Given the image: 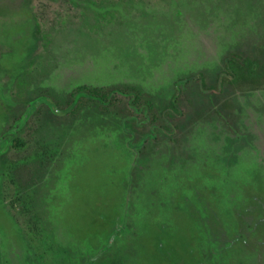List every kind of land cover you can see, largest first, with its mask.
<instances>
[{"label":"rangeland","instance_id":"1","mask_svg":"<svg viewBox=\"0 0 264 264\" xmlns=\"http://www.w3.org/2000/svg\"><path fill=\"white\" fill-rule=\"evenodd\" d=\"M234 56L264 62V0H0V264H264V78ZM112 88L151 122L71 103Z\"/></svg>","mask_w":264,"mask_h":264},{"label":"trees","instance_id":"2","mask_svg":"<svg viewBox=\"0 0 264 264\" xmlns=\"http://www.w3.org/2000/svg\"><path fill=\"white\" fill-rule=\"evenodd\" d=\"M226 61V67L228 68V76L233 82H238V81H255L256 78H264V62L260 63L258 61H251L248 59L246 56H241V57H227L225 59ZM194 80H198V82L202 83V76L199 75L197 78ZM176 94L172 97L171 103L164 112H162V116L166 117L167 120H169L168 117L172 118L175 121L181 122L185 118L187 114L188 107L186 106V94L182 91L180 87V82L176 83ZM115 96H128L130 97L129 101V106L130 108L137 114H145V122H151V119L146 116V112L151 111V106L149 104H144V105H137L135 98L132 97V94L129 92L122 91L118 88H112L109 90L107 96L104 98L103 96L92 93L91 91H88L86 89H81L77 92H75L72 95V101L71 103L74 106L79 105L83 100H91L95 103H98L100 105H109L111 102V99ZM42 104L45 103H52L48 97H42L40 102ZM188 104V102H187ZM37 104L35 107L33 106L30 113H28L27 118L28 119L32 113L36 110ZM69 110V109H68ZM55 114L54 112H52ZM171 115V116H170ZM25 119V120H26ZM153 135H156V130L152 132ZM36 165V168L34 167ZM44 168L39 160H35L33 162H28L27 165H23L22 167L17 168L19 170V174L22 176L17 175V183H18V188L20 189L21 192L24 191L25 195L29 194L30 188L34 186H38L40 181L42 180L43 174H44ZM16 169V170H17ZM18 173V171H17ZM23 196V195H22ZM24 197V196H23ZM122 233V232H121ZM120 235V233L116 234ZM111 250V244L105 245L101 251L95 255L92 258H88L85 264H93L95 257L97 258H102L103 255L106 252H109ZM72 251V250H71ZM73 252V251H72Z\"/></svg>","mask_w":264,"mask_h":264}]
</instances>
